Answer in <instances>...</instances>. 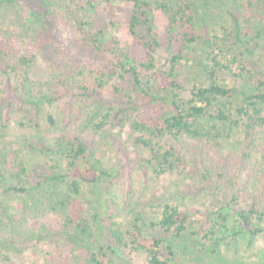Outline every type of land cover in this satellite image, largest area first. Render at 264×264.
Here are the masks:
<instances>
[{"label": "trees", "instance_id": "trees-1", "mask_svg": "<svg viewBox=\"0 0 264 264\" xmlns=\"http://www.w3.org/2000/svg\"><path fill=\"white\" fill-rule=\"evenodd\" d=\"M33 1L24 0V11L27 25L39 29L32 35L38 43L21 41L22 47L15 48L0 42V75L8 81L0 98L5 104L2 128L14 104H29L27 113H34L31 108L49 98L45 87L74 105L73 110L92 116L88 134L77 129L51 141H26L28 149L57 157L52 165H25L20 149L13 150L11 159L0 157V195L24 193L26 185L40 181L52 189L49 213L54 217L44 223L53 236L45 251L50 261L64 259L67 244L96 245L88 238L79 197L84 184L109 173L100 157L89 170L80 169L78 162L99 152L95 138L108 126L130 131L131 142L143 152L145 183L178 174L189 180L181 189L183 200L202 202H173L175 193L168 192L146 198L128 177L123 204H110L109 215L101 219L104 236L98 249H85L87 264H102L100 257L106 256L111 264H181L175 250L184 238L196 252L219 254L225 239L219 234L231 214L236 220L231 234L264 236V0L228 8L215 4L214 11L222 9L227 19L219 27L206 15L209 0H70L76 8L62 6L63 1L59 6ZM155 14L165 21L163 29L155 26ZM50 37L60 40L73 65L63 64L50 81L33 80L36 52ZM157 51L171 54L168 71L157 70ZM92 53L99 67L85 76L86 57ZM192 53L201 82L184 100L175 82ZM46 121L55 125L51 115ZM230 158L237 160L236 167L226 174L222 170ZM127 161L124 155L128 167ZM60 170L64 174L57 176ZM209 220L220 222L203 234L196 231Z\"/></svg>", "mask_w": 264, "mask_h": 264}, {"label": "rangeland", "instance_id": "rangeland-1", "mask_svg": "<svg viewBox=\"0 0 264 264\" xmlns=\"http://www.w3.org/2000/svg\"><path fill=\"white\" fill-rule=\"evenodd\" d=\"M60 1L64 2L62 6L67 5L76 8L74 1L47 0L48 5L53 6L57 3L59 6ZM235 2L240 3L244 0H209L207 3L209 10H207L206 15L209 17L211 24L219 27L225 25L227 20L226 15L222 13V9L214 11L215 4L228 8L235 5ZM36 3V0L33 1V4ZM80 21H83V19ZM154 22L156 27L163 29L165 21L162 20L160 14H155ZM34 29L36 33L39 32L37 27L27 25L24 0H0V42H10L15 48L21 46V41L36 45L38 37L37 39L33 38ZM36 54L37 67L34 76H31L33 80L50 81L52 73L57 72L63 64L73 65L71 54L56 38H51L46 44H42ZM170 55L168 51H157L155 53L156 67L159 72L168 71ZM195 55L196 53L188 55L186 65L183 63L178 80L175 82L179 87L176 88V93L184 100L190 99L191 89L201 82L200 75L199 78L196 75L198 68L193 60ZM97 57L95 53L86 57L85 76L89 75L90 72L96 73L99 67ZM64 71L68 72L67 69ZM7 83L5 76L0 75V98ZM57 83V80L52 82V86ZM43 93H47L46 95L49 98H46L38 106L32 107L31 110H34V113H27L26 109L30 108L29 104L27 106L22 105L21 110L19 104H14L10 109L8 118L5 119L7 120L5 122L6 128L1 126L2 111L5 104L0 103V157L5 156L6 159H11L13 150L20 149L19 159L24 161L25 165L30 164L31 166L34 163L52 165L53 163L50 160L57 159V157L40 154L37 151L28 149L25 146L26 141L31 138L37 139V137L51 141L60 133L77 129H81L80 131L88 134L92 125H89L88 122L92 119V116L87 110L82 112L73 110L74 105L70 106L66 100L56 99L55 92L50 87H45ZM17 96L19 98L23 96L21 89L17 92ZM51 96H54V98ZM47 115L54 118V126L49 125L46 121ZM23 123L26 125L23 126ZM95 140L96 145H99V152L95 155L86 154L78 162V166L82 170L92 169L97 166L96 157H100L101 165L109 173L107 178H103L97 183L84 184L82 194L79 197L90 230L88 238L90 242L96 245L89 247L85 244H67L63 246L64 248L62 247L63 251L61 252L65 258L50 261L45 251L51 246L53 236L44 223L54 217L49 213L51 197H48V193L52 189L41 181L40 183L32 182L26 185L27 191L24 193L11 192L0 195V264H65L67 262L68 264H87L88 255L85 249H91L92 251L98 249V244L104 236L101 219L107 218L109 215L110 204L116 205L117 208L123 204L124 192L128 187V177L132 182L133 189L144 190L146 198L153 194L159 196L161 193L168 192L169 194L175 193L173 197L171 196L173 202L181 201L188 205L192 203V206H198L199 202L201 204L202 200L197 202L193 197H186L183 200V195L180 196L181 189L189 180L178 174L166 173L157 179L150 178L152 179L150 185L145 183L144 166L140 162L143 158L141 156L143 152L133 145L130 131L127 128L120 131L118 128L108 126ZM230 146L228 149L232 148ZM124 155L128 160L126 163L129 168L123 162ZM229 160L228 168L222 170L226 174L230 171L233 173V169L236 167L237 160H234V158ZM215 161L217 160L215 159ZM28 170L31 171L29 168ZM63 174L64 172L60 170L56 175ZM235 221L234 215L231 214L223 230L216 228L221 230L219 234L221 236L219 237H225L224 240L220 241L219 254L211 255L208 251L196 252L197 250L192 249L193 245L191 246L190 240L187 238L178 242L179 246L175 251L181 256L180 263L264 264L263 234L260 233L255 239L242 234L233 235L231 233L236 232ZM214 222H220V220L212 221V223L209 220L204 228L197 227L196 231H201L203 234L207 228H211ZM107 258V256L100 257L101 263L111 264Z\"/></svg>", "mask_w": 264, "mask_h": 264}]
</instances>
